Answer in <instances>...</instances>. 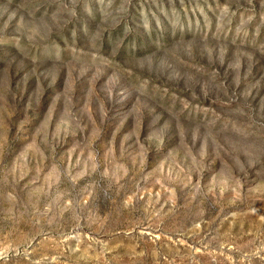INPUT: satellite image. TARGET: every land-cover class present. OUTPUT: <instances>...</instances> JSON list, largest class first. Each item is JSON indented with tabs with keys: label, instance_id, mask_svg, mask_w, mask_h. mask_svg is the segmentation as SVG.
Instances as JSON below:
<instances>
[{
	"label": "rangeland",
	"instance_id": "rangeland-1",
	"mask_svg": "<svg viewBox=\"0 0 264 264\" xmlns=\"http://www.w3.org/2000/svg\"><path fill=\"white\" fill-rule=\"evenodd\" d=\"M0 264H264V0H0Z\"/></svg>",
	"mask_w": 264,
	"mask_h": 264
}]
</instances>
